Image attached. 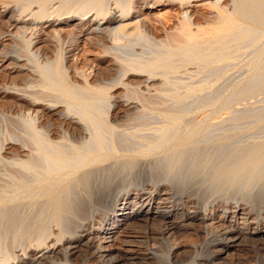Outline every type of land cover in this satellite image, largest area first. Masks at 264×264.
Instances as JSON below:
<instances>
[{
    "label": "bare ground",
    "instance_id": "bare-ground-1",
    "mask_svg": "<svg viewBox=\"0 0 264 264\" xmlns=\"http://www.w3.org/2000/svg\"><path fill=\"white\" fill-rule=\"evenodd\" d=\"M53 1L56 0H17L13 2L11 16L6 22L0 21V35L4 33L3 26L13 27L11 36L18 41L17 45L13 46L14 49L11 46V50L10 46L0 44V55L13 53L16 50V56L11 57L12 65L17 66V59L25 57L28 63L33 65L31 66L33 68L30 67L31 70L33 69L40 78L39 81L36 79L38 83L40 82L39 85L37 84V89L39 87L40 90H32L34 92L26 90L23 96L11 95L12 103L25 116L19 115L21 122L18 123L20 125L17 134L15 129L12 132L7 129L0 138V168L3 170H1L3 177L0 178V222L4 221L6 225V228L3 227L6 230L3 229L4 232L0 233V264H78L75 258L82 252L84 261L88 262L84 264H145V262L154 263L153 260L160 257L156 253L159 247L165 248L161 255L165 264H177V261L173 260L177 250H173L170 240L178 233L181 234L192 228L199 238H202L201 244L200 242L198 244L201 251L186 264H244L238 260L235 263L231 256L232 251L238 250L242 242L251 243L253 246L256 253L253 258L254 264H264V217L261 219L254 217L255 222L250 221V223H254L255 226H250L248 223L256 213H264V189L260 187L263 192L259 190L261 192H258L259 194L246 195L249 186L245 188L244 184L247 190L242 195L245 197H241V194L238 196L244 202L237 200L238 202L228 205H219L220 215L216 216L211 210L215 211L217 206L213 204L210 208L207 207V204L200 200L201 189L198 191L193 186L195 179L189 180L192 175L197 177L195 173L200 164L194 163L193 154L189 156L193 161L190 162L196 165L191 164L186 175L183 172L184 179L181 180L180 175L177 176L178 180L170 181L172 193H169L171 189L163 188L166 191L158 198L157 207H151L150 195L144 197V194L135 192L132 205L127 199L133 193H127L125 195L128 197L110 208L109 213L104 211L105 213L100 215L98 223L93 214L94 210L100 209V206L106 202L111 180L115 175L113 172H116L114 166L117 167L118 164L114 165L115 162L121 161L120 172H122V169L131 171L137 159L152 157L160 152H164L167 158L175 153L181 156V160L182 157L186 158V155L182 156L179 152L187 151L192 145L194 147L196 135L208 130L209 126V122L202 119L205 115L201 119L207 124H203L199 118L195 124L191 123L192 120L191 122L188 120L195 111L204 108L208 101L195 104L193 107L188 106V109H182L180 104L178 107L174 103L183 104L190 96L205 90L210 91L214 82L222 75H226V71L229 70L227 66L234 63L231 61L235 60L239 51L248 49L246 41L254 44L260 38H264V0H230L229 7H224L225 9L219 7L218 1L211 2V6L216 8L219 14L216 22L204 27L198 25L193 31L188 17L184 14L176 35L166 39L159 37L154 28L139 17L142 6L145 3L155 4L153 0H72L70 4L71 0H58L59 5L50 11L49 5ZM170 1L177 2L181 8L194 0ZM16 14L17 18L12 20ZM44 23L45 30L41 26ZM79 35L85 36L86 40L98 45L107 55L112 56L107 59L111 61L109 67L103 71V76L112 73L111 77L99 78L98 72H94L89 80L84 78L85 82L70 77L66 54L71 52V47L77 45ZM45 43L51 46L49 49L45 46L47 50L44 49ZM263 52L262 48L256 49V52L246 54V56L250 54L248 58L245 56L246 60L243 58L244 61L240 64L246 66L250 75L242 80L239 79L231 86L228 85L230 97L239 99L243 97L244 100L245 96H255L264 91ZM242 53L244 55V51ZM237 62L235 60L236 64ZM238 64L236 66L242 68ZM189 65L195 66L194 68L207 66L208 76L209 72L214 71L215 73L210 75L216 77L205 78L207 80L202 83L198 81L197 84L189 80L188 82L181 80V82L179 77L171 80L174 73L176 74L180 68L187 71L185 69ZM24 66L18 65V71ZM224 66L227 69H224ZM218 68L221 71L219 74ZM35 84H31V87ZM118 89H121L120 92H117ZM220 91L222 94L227 93ZM224 98L225 95L216 96L211 102L222 103ZM210 103L208 102V105ZM263 110L261 114L254 113L259 123L260 120H264ZM206 117L204 118L207 120ZM238 117V114H235L227 119L234 120ZM124 118L129 122L123 121ZM213 125L210 124L214 127ZM242 126H245L244 123ZM246 126L244 128L249 127ZM210 133L212 134V131ZM230 137L233 136L226 133L218 140L226 142L231 139ZM215 138L212 140H216ZM199 140L198 138L197 142ZM6 141L10 144L9 149L19 148L11 157L1 153ZM225 142L223 144L229 143ZM249 144L242 145L243 147L237 145L239 149L235 147L232 153L227 152L229 156L228 159L225 158L226 161L221 159L223 162L217 163L212 172L214 173L212 181L219 183L214 185L215 189L226 179H238L239 176L245 178L250 185L257 184V181L264 178V141L259 140L254 145ZM193 147L190 149H195ZM212 147L214 145L210 148ZM223 147L228 146L223 145ZM19 151L23 152L22 155ZM197 152L193 151L194 154ZM205 153L202 159L210 155ZM201 154L199 153V156ZM172 160L170 164L169 160L167 162L169 167L175 162ZM172 166L170 168L175 170L174 165ZM182 167L185 169L184 166ZM201 167L198 171L202 172L204 168ZM157 178H154V181L158 180ZM199 178L201 179V176ZM236 182L238 183L237 180ZM201 184L195 185L197 187ZM226 184L221 186L225 188ZM262 184L261 186H264V183ZM223 191L217 189V195ZM183 194H186L185 200H182ZM173 199L178 201L175 202L177 206L172 203ZM21 207H27V212ZM208 208L210 210L206 212ZM237 210H242L246 216L243 217L244 219L241 217L243 219L241 222L235 215ZM52 223L57 229L56 233L51 229ZM134 223H141L139 226L142 225V228L158 223V229L152 230L150 237H145L144 240H138L135 235L131 236V233L123 235L121 244L124 246L119 245L115 248L110 245L106 248L101 246L102 240L108 238L116 240L121 230L123 234H127ZM117 228L121 230L118 232L115 230ZM8 236L13 237L8 243L11 245L9 247L14 248L17 244V250L8 249V244L5 242ZM149 242H153L152 245ZM139 247L144 248L140 251ZM192 249L195 250V247ZM194 250L193 253L197 252Z\"/></svg>",
    "mask_w": 264,
    "mask_h": 264
},
{
    "label": "rangeland",
    "instance_id": "rangeland-1",
    "mask_svg": "<svg viewBox=\"0 0 264 264\" xmlns=\"http://www.w3.org/2000/svg\"><path fill=\"white\" fill-rule=\"evenodd\" d=\"M15 1H17V0H15ZM15 1H13V0H0V21L1 22H2V20H3V22H6V20L11 16L10 11L14 7ZM153 1L156 2L153 5L150 4V3H145L142 6L141 11H140V14H139L140 15L139 17L142 18V19H144L150 26H152V28H154V31L156 32V34L159 37L164 38V39H166L168 37L171 38L174 35H176V33L178 32V28L180 26L179 25V22H181L182 16L184 14L188 17V19H189V21L191 23V29L194 31V30H196V28H197L198 25H199V27L200 26L201 27H204L207 24L211 25L212 22H216L219 19V14H218V12H216L217 9L216 8H213V6H211L212 3H215L216 1H218L219 7L221 9L228 8L229 5H230V0H194V1L190 2L189 4L184 5L181 8H179L178 3L175 2V1L174 2L173 1H170V0H153ZM70 2H72V0L69 1V4H70ZM59 3H58V0L53 1L49 5V9L48 10H50V11L54 10V8H56V5L58 6ZM17 16H18L17 14L15 16H13L12 20H15L17 18ZM22 19H26V17H22ZM41 26H42V29L45 30V27H46L45 26V23L43 25H41ZM4 27L5 26H3L4 33L0 35V44H3L4 43V45L6 44L7 46H10V50H11V46L12 47L13 46H16L18 41H16V39H14L13 36H11L12 35L11 32L14 31V28L13 27H10V28L9 27H5L4 28ZM9 29L11 30L10 32H9ZM8 32L10 34H8ZM77 37H78L77 45L75 44L73 47H71V52H69V53L66 54V57H67V65L69 67L70 77L73 80L79 79V80H82L83 82H85L86 80L91 79L90 77H91V75L94 72H98L97 74H99L98 75L99 78H104V77L108 78V77H111L113 75L112 73L108 74V76H103L104 75L103 74V71L105 70L106 67H109L111 61H108L107 59L108 58H111L112 56L109 55V54L107 55V53H105L101 49V47H99L98 45L94 44L93 42H89L88 40H86L84 38L85 36L83 37V35H79ZM12 39H14V40H12ZM246 42H245V44L247 45V48L248 49L246 51L243 50L244 51V55H242L243 54L242 53L243 51L241 50V52L239 51L237 57L234 58L236 60V62L238 61L237 64L239 63L238 65H241L242 68H239V66L238 67L236 66L237 64L235 63V60L231 61V63L234 62L233 63L234 66L231 63H229V65L231 64L230 66H227L226 65L228 67V69H229L228 71H226V75L225 74H224L225 76L222 75L220 79L218 77L219 80H217L216 82H214V85H213L212 89H210V91L209 90L208 91L205 90L204 92H200V93H197V94H195L193 96H190L188 99H185L186 101L184 100L185 102L183 101L184 102L183 104H182V102L174 103V105H177V106H178V104H180L179 106L182 107V109H188L190 106L193 107L195 104L198 105L201 102H204V103H205V101L206 102L208 101L209 103L211 101L213 102L215 100V99H213V97L216 98V96H220V95L224 96L225 95V98H224L225 100L222 99V101H223V102L221 101L222 103H220V102L219 103L218 102L217 103H212L211 102L208 105V102H207L206 103L207 104L206 105L207 107L205 106L204 108L198 109L197 111H195L194 114H192V116H190V119L188 120V122H191V120H192L191 123H193V124L197 123L199 119H200L201 122L203 121L202 119H204L207 123L209 122L208 123L209 124L208 130L207 129H206L207 131L205 130L208 135L205 133V131L202 132L203 134L202 133L198 134L199 136L196 135L200 139L199 141L202 142V143H199L198 144V142H199V141L197 142L198 138L195 137V140H196L195 143L197 144V146L195 144V146H194L195 149H192L193 151L195 150V152H197L201 148L199 150V153L201 154L203 151H205V148H206V151H205L206 153L203 152L200 156H199V153L198 152L194 154L193 151L190 149V147L192 148L193 145L192 146L189 145L190 146L189 149H188L189 151L187 149H184L182 147L184 150H187V151L181 150L182 153L179 152L180 154H182V156L183 155H186L185 157L186 158L188 157L189 158V161H188V158H187V161H186L185 160L186 158H184V157H182L183 159L181 160V156H179V154H177V153H175V154H173L171 156H168V158H169L168 159L166 157V154L164 152H162L163 154L160 152L159 154H155L152 157H146V158L137 159L138 160L136 162L137 165L135 163V166H134L133 169H131V171L130 170H126V169H122V172H120L121 171V169H120L121 168V161L119 160V162H115L114 165H116L117 163L118 164L116 165L117 167H115L112 164L114 166L115 170H114V168H112V169L114 171H116V172H113V174H115V175H113V178H112L113 181L111 180L109 192L107 191L108 192L107 193L108 196L106 197V202L102 206H100V209L98 208V209H96V210L93 211L94 216H96V220H95L96 223H98L100 215H103V213H105V212L109 213V209L110 208H112L116 204H118L119 201L121 202L122 199L124 200L125 198H127L128 195H127V197L125 195L127 193H129V194L130 193L131 194L133 193L131 196L129 195V197L127 199V201H129V202L131 201V205L133 203L132 200H134V197H135V194L134 193L135 192H139L140 194H144V197L150 195V197H151V202H150L151 207L152 208L157 207L158 204L156 202L159 200L158 198L162 197L163 196V195H161L162 192L166 191V190H163V188L165 187L166 189H171L169 191V193H172L171 192L172 191V188L170 187L171 186L170 185V181L173 180V179L178 180L179 179L178 177L180 175H181L180 176V179L181 180L184 179L185 177L183 178V176H185L188 173V171H189L188 169H190L191 166L195 162H196L197 165H198V163H200L199 166L197 167V171H198V169H200V167H201L200 165H203L204 167H201V168L202 169L204 168V169L202 170V172L201 171H198V173H197V171H196L195 174H197V177L196 176L193 177V175L192 176L190 175L191 177H189V180H192L193 181V179H195L194 180V182H195L194 185L192 184V182H191V184L198 191H199V189H201L200 190L201 193L199 191V196L201 197L200 200L203 201L205 204H207V207L209 206V208H210V206L213 205V204H215L217 206V209H214L215 211L211 210V213H214L216 216L220 215V213H219L220 210H221V209H219V208H221L220 206H222V205H228L229 203H233V202H235L237 200L238 201H243V199H240L238 197V196H240V194H241V197H245L244 195H242L243 193L245 194L247 192L246 195H250V194L252 195V194H259V193H261V192L264 191V190L262 191V189H260V187H262L264 189V186H261V185H263L262 183H264V180H263L264 178L261 179L263 181H261V180H259L260 182L257 181V184H255V183L252 184L251 183V185H253V186L255 185V187H251V185L248 183V181L245 178H242V177L239 176V177H237L239 180L238 179H235V178H233V180L226 179L225 181H223L225 183H223V182L220 183L221 185L222 184H226V183L227 184L229 183L228 185H230V183H231L230 186H228L226 184V185H224L225 186V188H224L221 185L220 186L217 185L218 187H221V188H218L216 186V188L218 189V191H219V189L223 191L224 189H226L227 186H228V189H229V190L227 189L228 191L227 190L226 191L224 190L225 193H226V195H223V194H225V193H223L224 191L221 192V193L219 192V194L217 195V192H216L217 189H215V186L214 185L219 184V183H214V181H212L214 179L213 178L214 173H212L213 170H215L214 168H216V165H217L218 162L219 163L223 162L224 161L223 159H225V158H227L229 156V154L227 153L228 151H230L232 153V151H234L235 149H237V147L239 145L242 146L243 143H245V142L246 143L244 145H248L249 143H250L249 145H254V143L259 142V140L264 141V126H263L264 125V120L263 121L260 120V123H259L258 119L256 118V115L261 114L262 113V110L264 109L263 108L264 107L263 106L264 105V91L259 92L258 95L255 94L256 97L255 96H245L244 97V100H243V97H241L242 99L241 98L239 99V98L230 97V95H228V94H230L228 92V89H229L228 85L229 84H230L229 86H231L234 82L239 81V79L242 80V78L244 79L248 75H250V72L247 70L246 66H244L243 64H240V63H242L241 61H244L243 58L246 60V57L247 56H250V54L247 55V56H246V54H248L250 52L251 53H254V52H256V49H261V48L264 49V46H263L264 45V43H263L264 42V38H260V40H258L254 44H252V42L250 44V41L249 42L246 41ZM45 46H46L47 49H49L51 47L49 43H45V45H44V49L45 50H47L45 48ZM12 49H14V47ZM15 56H16V50L13 53L10 52V53L5 54V55H0V138L2 137L1 136L2 133L5 134V132L7 131V129L10 132L16 130V134H17L18 133L17 130L19 128L18 126L20 125L18 123L21 122V117L25 116V114H23V113L21 114L20 113V109L18 111V107H16L14 105V103H12L13 102V97L11 95H22L23 96V92L26 91V90H28V92L29 91L34 92V91L40 90L39 87L37 89V86L40 83V82L38 83V81L40 80L39 75L36 74V72H33V69L31 70V68H33L31 66H33V65L32 64H29L25 57H20L19 59H17V66L18 65H25V66L21 69V71H18V69H17L18 67L15 66L14 64L12 65L13 60L11 59V57H15ZM192 65H195V64H192ZM192 65H189L187 67V69H185L187 71H184L183 68L182 69L180 68L176 72V74L175 73H174V75L171 74V76L173 75V78L171 77V80L177 79L176 77H179L180 78V81L182 80L183 82H188V80H189L192 83L195 82V84H197L198 81L200 83H202V82H204V80H207L205 78L212 77L211 79H214L216 77L215 75H214L215 77L212 76L215 73L214 71L209 72V76H208V73H207L208 72V67L207 66L206 67H199V68L196 67V68H194L197 65H195V66H192ZM227 67L224 66V69L225 68L227 69ZM27 68H29L30 70L29 69L27 70ZM201 68L202 69L204 68V69L203 70H200ZM236 68H237V70H236ZM210 69L211 68H209V70ZM224 69H222V70H224ZM190 71H192V72L190 73ZM182 72L184 74H182ZM217 72H218V74L221 72L219 70V68H218V71ZM210 74H212V75H210ZM218 74H216V75H218ZM180 75H181V77H180ZM174 76H175V78H174ZM234 77H236V78H234ZM84 78L85 79L88 78V79L85 80ZM179 78H178V80H179ZM36 79H38V81H36ZM230 80H231V82H230ZM35 81L37 82L36 84H35ZM191 82H189V83H191ZM220 82H222V83H220ZM31 84L32 85L35 84L36 87L35 86L34 87H31L32 86ZM221 84H223L225 87H223V85H221ZM215 86H217V88ZM223 88H225V89H223ZM18 89H21V90H18ZM32 90H34V91H32ZM120 90L121 89H118L117 92H120ZM215 90L217 92H219L220 90H222V91H224V93L225 92H227V93L222 94V92L220 91L219 93H221V94H219V93H216ZM207 93H209V94H207ZM210 93H211V95H210ZM204 95H206V96H204ZM211 96H212V98H210ZM226 96H227V98H226ZM254 98H255V100H254ZM209 99H210V101H209ZM192 100H194V101H192ZM196 100H197V102H196ZM236 101H238V102H236ZM193 102H194V104H192ZM223 103H224V106H223ZM220 104H222V106ZM218 106H221L222 108L221 107L218 108ZM227 106H229V107H227ZM249 107H250V109H249ZM227 108H229L228 109V112L229 113L227 112ZM246 109H248V110L246 111ZM212 110H213V112H212ZM229 110H231V111H229ZM252 110H253V112H252ZM256 112H259V113L257 114ZM235 114H238V116H239L238 119H234V120L233 119H227V118H231ZM19 115H21V117ZM203 115H205V116H203ZM206 115H209V117L208 116L206 117ZM202 116H203V118H202ZM148 117L149 116H147V118ZM204 117H206L208 119L206 120ZM223 117H225V118H223ZM220 118H221V120H220ZM123 121H126L127 122V119L124 118ZM206 122H202V123L205 124ZM123 123H125V122H123ZM213 123L215 125H213ZM243 123H244L245 126L247 124V126H249V127L246 126L247 128H244L245 126H242ZM210 124L213 125L214 127L210 126ZM252 125H255V126H252ZM20 128H21V126H20ZM209 129H211V130H209ZM3 130H5V131H3ZM260 130H262V131H260ZM210 131H212V134L214 133L216 135H214V134L212 135L210 133ZM218 133H221V134H218ZM226 133L227 134L230 133L231 136H233V137H230L231 139L227 140L229 143L227 141L225 142V141H222V140H218V139H221L222 134L225 135ZM254 134H255L256 137L254 136ZM251 135H253V137ZM215 136H216V138H215ZM200 137H203V138H200ZM260 137H262V138H260ZM212 138H215L217 141L214 140V139L212 140ZM208 140H209V142H208ZM249 140L251 142H249ZM217 142H219V143H217ZM224 142L225 143H228V144L227 145L226 144H223ZM235 142H238L239 144H236ZM215 143H217L216 146L219 145L220 147L219 146L216 147L215 146ZM233 143H235V144H233ZM4 144H5L4 145V148H2V152H1L4 156L6 155L8 157L10 155V157H11V156H13V153L16 150H19V148H16V147H13L14 150L13 149H9L8 147H9L10 144L7 143V141ZM202 144L203 145L205 144L206 146L205 145L203 146ZM221 144H222V146L225 145V146H228V147L227 148L226 147H223L224 148L223 149L222 146H221ZM207 145L208 146L210 145V146L207 147ZM213 145H214V147L210 148ZM198 147H199V149H198ZM186 148H188V145L186 146ZM218 148H220V149H218ZM233 148H235V149L232 150ZM239 148L240 147H238V149ZM209 149L212 152L214 151L215 153L213 152V154H212V152H210ZM214 149L215 150L218 149V150L215 151ZM221 149H223L224 151L222 150L221 152H219V150H221ZM229 149H231V150H229ZM190 150L192 151V153L190 152ZM183 152H184V154H183ZM22 153L23 152L21 151L19 154L22 155ZM204 153L205 154L210 153V155H208L210 158L208 156H206L205 158H203L204 159L203 160L202 159V157H203L202 155ZM192 154H193L192 158L193 157L196 158L197 156L199 157V158L197 157V160H195V158H193L194 163H191L193 161L191 160L192 158L190 159V157H191L190 155H192ZM175 157L180 158V159H177L176 158V160H175ZM148 158H150V159H148ZM173 158H174V160H172ZM216 158H218V160ZM221 159L223 161H221ZM227 159H225V161ZM122 160H124V159H122ZM139 160H140V162H139ZM168 160H169V162H168ZM171 160H172V162L173 161L176 162V163L175 162L171 163L172 165H174V169L176 168L180 172L182 171L181 173L179 171H177L176 169L175 170L171 169L170 167L172 165L169 167V164H170ZM209 160H210V163L212 162L211 163V166H210ZM167 162L169 164H167ZM178 162H180V163H178ZM175 164L177 165V167H175L176 166ZM178 164H179V167H178ZM196 164H194V165H196ZM159 165H161V166L159 167ZM155 166H156V168H155ZM182 166H184L185 169ZM206 166H207V168H205ZM209 166L211 168H213V169H211ZM168 167H169L168 171L169 170H173V171H170L171 174H170V172L167 171V168ZM1 170H2V168H0V172H1L0 175H2V171H3V170L2 171ZM162 170H164V171H162ZM208 170L210 172H208ZM183 172H184V174L185 173L186 174L184 175ZM200 172H201V174H200ZM206 173L207 174L209 173V174L207 175ZM202 175H204L205 177L202 176ZM157 176H158V178H157ZM198 176L199 177L201 176V179ZM207 176L211 177L212 179H210ZM2 177H3V175L0 176V178H2ZM153 177L154 178H157L159 181L158 180H155L154 181V178ZM190 178H193V179H190ZM205 178H207V179L209 178V179L208 180L206 179L207 180L206 181V180H204ZM176 180L174 182H176ZM209 180H211L212 182L209 181ZM236 180L238 181V183L236 182ZM156 181H157V183H156ZM199 181L200 182L201 181H204V182L201 184ZM227 181H230V182H227ZM205 182H207V183L205 184ZM198 183L201 184V186L199 185V186L196 187V185ZM212 183H214V184H212ZM203 184L205 186H203ZM206 185H207V187H206ZM187 186H189V185H187ZM244 186H245V188L247 186H249L247 188H249L248 190H250V191H248L247 189H245ZM186 187H184V188H186ZM202 189H204V190H202ZM211 190H212V192H211ZM256 190H258V191H256ZM259 190H261V192ZM244 191H246V192H244ZM212 194H214V195H212ZM185 195L186 194H183L182 195V200H185V198H186ZM175 202L178 203V201H176L175 199H173L172 203L175 204V206H177V204ZM172 203L170 205H172ZM230 205H232V204H230ZM120 207H121V205H120ZM21 208H23V207H21ZM21 208H19V209H21ZM26 208H23V209L26 210L25 212H27V209ZM209 208L206 210V212H208L210 210ZM20 211H19V213H21ZM25 212H24V214H26ZM242 212H243L242 210H237L235 212V215H236L237 220L239 222H241L244 219L243 217H246L245 214H243ZM22 215H23V213H22ZM255 215L251 219L248 220V223H250V221L251 222H255L256 219H254V217H256V218L258 217V219H261L262 217H264V213H261V214L256 213ZM45 221H47V220H45ZM123 222L124 221H122V223ZM139 224H141V223H139ZM139 224L138 223H134L133 227L130 228L131 230L130 229L128 230L129 231L128 232L129 234L128 233L127 234H123L124 232H121L122 230L120 228L115 229V230H118V232L121 230L119 232V234H118L120 236V237L118 236L119 239L117 238L116 240H112L111 238H108L106 240H102V241H100L101 246L102 247H105V248L107 246H109V245L111 247H114V248L115 247H119V245L120 246H124L123 244H121L122 243V240H123L122 239L123 238V235H130V233H131V236L135 235V238H137L138 240H141V239L144 240L145 237H150V232L152 230L154 231V229H158V223H154L152 225H149V226H147V228H144V227L142 228V225L139 226ZM239 225L242 226V224H239ZM153 226H154V228H153ZM250 226H255V225H254V223H250ZM3 227L6 228V225L4 224V221L3 222H0V233L1 234L6 230ZM51 227H52L51 228L52 231L54 233H56L57 232V229H56L55 225H53V223H52ZM3 229H4V231H3ZM116 234H117V232L115 233V235ZM13 235H15V233ZM12 236H10V237L8 236L7 237V239L5 241L7 244L13 240V237ZM102 236H103V234H102ZM201 239L202 238H199V235L196 233V231H194L193 228L191 230L188 229V231L186 230L185 232H182L181 234L178 233L175 237H173L170 240V245L173 246V250H177L176 253L178 254V255L177 254L174 255L175 258H173V260L175 259L177 261V264H186V263L190 262L192 260L193 256L195 257L198 254V252L200 253V251H201L200 250V245H198L199 242L201 244ZM23 241H25V240L23 239ZM152 243L153 242H151L150 245H152ZM5 244L2 245V246L4 247ZM139 245H141V244H139ZM7 246H8V249L11 250V251H12V249L14 250V248H15V250H17L16 249L17 248V244L15 245L14 248L13 247L10 248L9 246H11V245H9V244ZM193 246L195 247V250L192 249V248H194ZM198 246H199V248H198ZM136 248H138V247H136ZM139 248H140V251H142L143 250L142 248H144V247H139ZM238 248H239L238 250L235 249L234 251H232L233 253H232L231 256H233L234 262L235 261L237 262V260H238V261H240V262H242L244 264H254L253 258H254V256H255L256 253H255V251H254L253 246L251 245V243L248 244V242L247 243L246 242H244V243L242 242L239 245ZM164 249L165 248H163V247L162 248L159 247V249H157L156 253L159 254L158 256H160V257H158L157 260L156 259L153 260L155 264H165L163 262L162 258H161V255L164 253ZM9 250H8V252H9ZM193 250H194V252L195 251H197V252L193 253L192 252ZM84 259L85 258L83 256V252H82V254H79V256L78 255L76 256L75 262L78 263V264H84L86 262V261H84ZM86 263H88V262H86ZM154 263L153 262L152 263H146L145 262V264H154ZM94 264H97V263H94ZM134 264H137V263H134Z\"/></svg>",
    "mask_w": 264,
    "mask_h": 264
}]
</instances>
